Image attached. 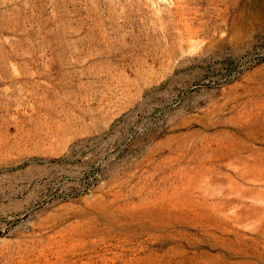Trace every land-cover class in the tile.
<instances>
[{
	"label": "rangeland",
	"instance_id": "1",
	"mask_svg": "<svg viewBox=\"0 0 264 264\" xmlns=\"http://www.w3.org/2000/svg\"><path fill=\"white\" fill-rule=\"evenodd\" d=\"M0 264H264V0H0Z\"/></svg>",
	"mask_w": 264,
	"mask_h": 264
}]
</instances>
